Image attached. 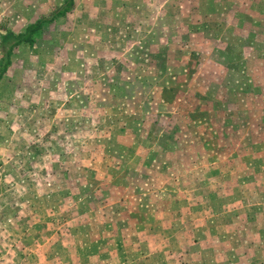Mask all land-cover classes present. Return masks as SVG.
I'll return each instance as SVG.
<instances>
[{"label":"rangeland","instance_id":"rangeland-1","mask_svg":"<svg viewBox=\"0 0 264 264\" xmlns=\"http://www.w3.org/2000/svg\"><path fill=\"white\" fill-rule=\"evenodd\" d=\"M152 1L76 0L13 50L0 264H264V19L244 42L234 12L157 0L141 40ZM63 3L0 0V33Z\"/></svg>","mask_w":264,"mask_h":264},{"label":"crops","instance_id":"crops-1","mask_svg":"<svg viewBox=\"0 0 264 264\" xmlns=\"http://www.w3.org/2000/svg\"><path fill=\"white\" fill-rule=\"evenodd\" d=\"M144 2H145V0H144ZM258 4H260L259 0H206L205 2L204 1L203 2L200 1V3H196L197 6H200V9L198 8L199 11L200 10L204 11V9H206V10H208V12H210V11H218L220 13L234 12V15L239 17V27L241 26V28H244V33H246V36H243L244 42H246L249 39L250 28L251 27L255 28L256 25H258L257 22L258 21L261 22L262 19H264L263 16L260 17V20L255 17V13L256 12L264 11V7L262 8ZM184 5H187V3H183L180 6L184 8ZM150 6H151V8H149V5L148 6L145 5L144 9H143V12L140 11V23H142V26H140V37L142 36L141 40H145L146 38H148L150 36V33L156 27V23H158V20L160 19V13L164 9L165 5H162L157 0H153L152 4H150ZM206 6H208V7L206 8ZM209 6H212L213 9L211 7H209ZM201 7H202V9H201ZM147 10H150L152 12V23H150L148 21V19H146L147 18L146 17V11ZM164 10H166V9H164ZM195 10H197V7L195 8ZM242 13H244L243 17H241ZM218 21L221 22V19L218 20ZM146 23L148 24V26L150 25V29H149L148 33L144 31V29L146 28ZM263 23H264V20H263ZM207 26H210V24H205L203 26L205 34H208V33H206L207 32V30H206ZM218 28L224 29V30H221V33L223 35L227 32L225 30V23H222V24L218 23ZM248 28H249V30H245V29H248ZM196 31H198V30H196ZM235 31H237V30L234 29V33H235ZM248 32H249V34H248ZM224 37H226V36H224ZM245 39H247V40L245 41ZM167 43H169V42L167 41ZM184 43H186V42H184ZM155 45H156L155 42L152 41V48H153L152 49V52H153L152 53V55H153L152 58L157 60V58H159V56H161V55L158 54V52H160V51L157 49V46L155 47ZM171 50H172V47H169L168 48V52H171ZM168 57H169L168 61H170V62L167 63L168 69H167V71H165V73L167 72L165 78H166V81L168 83H165V85H164L165 88H163V89L159 87L163 92L168 91V90L172 91L173 90L172 87H175V85H176L175 84V82H177L176 80L180 79L179 75L177 76L176 73H171V70H172L174 65L171 62V58H170L171 55L170 54H169ZM156 69H157V67H154V70L152 72L154 75H157V70ZM141 71H143V69H140V74H143L144 72H141ZM158 86H159V84H158ZM166 102H168V101H166Z\"/></svg>","mask_w":264,"mask_h":264},{"label":"trees","instance_id":"trees-1","mask_svg":"<svg viewBox=\"0 0 264 264\" xmlns=\"http://www.w3.org/2000/svg\"><path fill=\"white\" fill-rule=\"evenodd\" d=\"M76 0H64V3L57 7L50 15L39 18L36 22L27 26L25 31L18 34L8 31L6 34L0 33L1 47L3 51L0 60V81L6 74L12 61L13 50L23 43H34V35L38 33L46 23H51L57 18L64 17L75 7Z\"/></svg>","mask_w":264,"mask_h":264}]
</instances>
